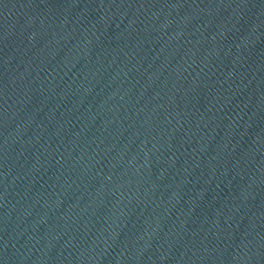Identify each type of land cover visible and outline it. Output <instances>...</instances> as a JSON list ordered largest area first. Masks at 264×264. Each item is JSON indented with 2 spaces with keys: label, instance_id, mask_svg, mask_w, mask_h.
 Instances as JSON below:
<instances>
[{
  "label": "water",
  "instance_id": "95a60500",
  "mask_svg": "<svg viewBox=\"0 0 264 264\" xmlns=\"http://www.w3.org/2000/svg\"><path fill=\"white\" fill-rule=\"evenodd\" d=\"M0 264H264V0H0Z\"/></svg>",
  "mask_w": 264,
  "mask_h": 264
}]
</instances>
